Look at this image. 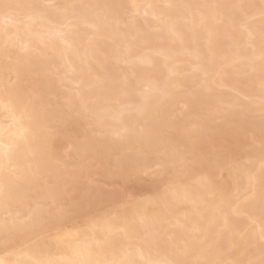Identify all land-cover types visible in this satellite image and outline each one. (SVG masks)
I'll return each mask as SVG.
<instances>
[{"label":"snow or ice","instance_id":"1","mask_svg":"<svg viewBox=\"0 0 264 264\" xmlns=\"http://www.w3.org/2000/svg\"><path fill=\"white\" fill-rule=\"evenodd\" d=\"M141 17L155 28L140 30ZM0 57V108L12 120L0 128V240L28 242L37 252L42 241H71L60 261L25 264H264V0H0ZM159 57L168 67L163 86ZM42 66L65 88L66 111L54 123L46 108H34L24 126L15 116L22 78ZM178 92L190 100L201 132L234 123L251 128L258 114V155L254 134L239 158L161 150L142 121L126 120L132 110L145 120L160 117ZM130 95L138 107L127 102ZM77 120L99 136L68 161L58 152L60 125ZM113 175L125 183L103 179ZM81 182L115 205L88 222L91 239L87 230L64 231L80 207L66 193ZM128 182L148 195L138 198ZM241 196L258 229L245 226L233 207ZM187 203L196 219L178 215ZM21 204L23 214L15 210ZM121 205L143 212L130 218Z\"/></svg>","mask_w":264,"mask_h":264},{"label":"rangeland","instance_id":"2","mask_svg":"<svg viewBox=\"0 0 264 264\" xmlns=\"http://www.w3.org/2000/svg\"><path fill=\"white\" fill-rule=\"evenodd\" d=\"M195 1L197 2V0ZM54 2H60V1L57 0ZM124 2H128V0ZM244 2H257L258 3L259 0H256V1L245 0ZM140 20L141 18L138 20L137 24L143 26L144 28H147L148 26L149 27L156 26L154 21L145 23L142 20L140 22ZM186 67H189L190 71L192 70L190 66H186ZM47 73L48 75L46 76H49L51 79H54V80L56 79L52 74H49L50 71H47ZM29 85L31 86L29 82L23 83V86L25 87H29ZM44 91H50V90L44 89ZM64 91H65L64 87H59V88L57 87V89L54 90L53 92H43V94L41 92V95H40L41 96L40 98L44 96L43 97L44 102L46 100L52 102L51 104L52 106L49 105L46 108H49L51 110L53 109L52 116H53L54 123H59L58 117L66 111V105L64 104V97H63ZM34 96L36 95L34 94ZM181 99L180 98L177 99V102H176L177 105L173 110V113H172L173 115H169L170 118H167L166 120L164 119L165 116L164 117L162 116L161 119H158V122H157L158 125L156 124L158 126L157 127L158 129L156 132H159V134L158 133L156 134L157 136H160L161 138V139L159 138L160 140L159 142L158 137H157V141H158L157 144L161 150H164V148L170 149L172 147V148H180V149H187V150L205 151V152L210 151L211 153L218 152L222 156H227L229 158H233V157L239 158L244 153L246 144L252 134L255 135L257 141L260 139L261 130H260V120H259L258 114L256 115L254 125L251 128H248L241 123H234V124L214 125L213 127L206 128L204 129L203 132H201L199 130L200 122L193 108L191 110V108L188 107V104L186 105L185 103H183L184 99L183 100ZM45 105H47V103H45ZM175 120H180L182 122L181 123L182 126H179L180 129L177 126L174 127L172 125ZM60 127L63 129V132L58 142V152L61 156H63L65 160H68V161L76 160L79 158L78 147L76 146H79L81 143H83L86 138H93L94 136L98 137V134L93 132V128L91 129L90 124L84 120H82L81 122L80 120L69 121V122H66V124L65 123L61 124ZM189 130L194 131L195 133L198 132V134L196 133L198 136ZM184 131L186 133H184ZM190 132L192 133V135L190 134ZM83 136L86 138H83ZM258 144L259 143L257 142V152L255 153V155H258ZM244 158L247 159V156H244ZM104 163L106 164L107 161L104 160ZM94 172H95V169H94ZM103 179L106 182H108L110 185L125 183L118 176H103ZM87 188L88 187L86 185V182H81V186L77 190L73 189L72 191H69L68 193H66L67 198L69 199L75 198V200L79 203L80 207L78 211L75 213L74 218L68 220L65 225L85 229L86 227H88L87 222H89L90 219H92L93 217H98L102 215L104 212L108 211L109 209H112L115 207L112 201L107 198H97V197L92 196L90 194L91 193L90 188L89 189ZM128 188L130 192H136L138 198L141 196L148 195L146 191L141 189L138 182H136L135 184H133L132 182H128ZM69 193H72V194H69ZM87 194H89V196ZM241 198L244 199L243 196H241L236 202L237 203L238 201L240 202L242 200ZM124 207L125 206L121 205L119 210H121ZM244 222H246V220H244ZM3 245L5 244H0L1 251L3 249L4 251H6L9 248L10 249L16 248L19 244L16 246H8V247H6V245L3 247Z\"/></svg>","mask_w":264,"mask_h":264},{"label":"bare ground","instance_id":"3","mask_svg":"<svg viewBox=\"0 0 264 264\" xmlns=\"http://www.w3.org/2000/svg\"><path fill=\"white\" fill-rule=\"evenodd\" d=\"M57 1V0H54ZM60 2H62V0H59ZM127 1V0H124ZM245 1V0H244ZM251 1H256V0H251ZM128 2H136V3H161V2H169V0H128ZM176 2H183V0H176ZM191 2H196L195 0H191ZM141 20L145 23H149L152 20L149 18L148 20H145L143 17H141ZM140 20V22H141ZM141 24V23H140ZM144 25V24H143ZM137 27L140 30H145V29H153L155 27H147L144 28L141 25L137 24ZM117 39H122L123 38V33H120L117 35L116 37ZM111 45H109V50L111 51ZM188 61H185V71H189L190 69L189 67ZM46 70V71H45ZM118 70V69H115ZM47 71H50L49 74H51V70L48 69V67L46 66H42L41 69L39 70V72L37 73H27L23 76L22 78V92H21V101L18 103L17 105V110L15 112V116L17 117V119L21 120L24 126H28V117L26 115V113H30L35 109H40V108H46L49 105L52 106V102L51 101H43V97L40 98L41 96V92L43 94V92H53L54 90L57 89V87H63L60 83V81L58 79H51L48 75ZM46 72V73H45ZM3 76V58L0 57V78H2ZM168 77V67L166 66V61L163 57H159L157 59V72H156V80L159 82V84L161 86H163V84L165 83V81L167 80ZM29 80V81H27ZM29 82L31 84V86L29 85V87H25L23 86V83H27ZM43 89V90H42ZM44 89L46 90H50V91H44ZM34 94L36 96H34ZM49 94V93H48ZM45 95V94H44ZM257 100L256 103L258 104L259 100H258V89H257ZM64 97V96H63ZM46 98V97H45ZM178 98H182L181 100H183V103H185L186 105L188 104V107L193 108L190 100L188 99L186 94H182L180 92H178L172 101V104L170 105L169 109L164 111L160 117L156 118V119H152V120H145L144 118H142L139 114V112L132 110L130 112L129 115L126 116V120L130 123V125L132 126H136L138 122H143L144 127L146 128V130L150 131L152 133V135L158 140L160 138V136H157L156 133L159 134V132L157 131V122L158 119H161L162 116H165V120L167 118H170L169 115H173V110L177 105V99ZM31 101V102H29ZM179 101V100H178ZM127 102L130 105L133 106H137L138 107V97L134 96V95H130L127 99ZM45 103H47V105H45ZM185 105V106H186ZM187 107V106H186ZM49 112L50 115H52V111L53 109H49L46 108ZM55 112V111H54ZM258 112V109H257ZM168 116V117H167ZM53 117V116H52ZM172 117V116H171ZM173 119V118H172ZM171 119V120H172ZM59 121V120H58ZM82 120H80L81 122ZM161 121V120H160ZM183 121V120H182ZM12 122L11 117L8 113L4 112L2 108H0V128H7L8 125ZM164 122V121H163ZM172 122V121H171ZM182 122L180 120H175L173 122V126L174 127H178L182 126L181 124ZM66 124V123H65ZM79 124V122H78ZM157 124V125H156ZM160 125V123H159ZM91 126V125H90ZM196 126V125H194ZM172 127V126H171ZM191 128V127H190ZM194 128V127H193ZM192 128V129H193ZM230 128V127H229ZM92 129V127H91ZM180 129V128H179ZM183 129V128H182ZM189 129V128H188ZM218 129V128H216ZM17 129H13V131H16ZM86 130V129H85ZM194 130V129H193ZM215 130V129H214ZM222 130V129H221ZM176 131V130H175ZM183 131V130H182ZM181 131V132H182ZM186 131V130H185ZM184 131V133H186ZM191 131V130H189ZM196 131V130H195ZM88 132V131H86ZM92 132V130H91ZM94 132V131H93ZM192 133H195L194 131H191ZM190 132V134L192 135V133ZM231 132V131H230ZM183 133V132H182ZM188 133V131H187ZM198 134V132H196ZM195 133V134H196ZM181 134V133H180ZM194 134V135H195ZM196 134V135H197ZM96 135V134H95ZM193 135V136H194ZM195 135V136H196ZM222 135V134H221ZM227 135V134H226ZM253 135V134H252ZM251 135V136H252ZM99 136V134H98ZM186 136V134H185ZM198 136V135H197ZM220 136V135H219ZM188 137V136H187ZM191 137V136H190ZM231 137V136H230ZM83 138H86L83 136ZM180 138V137H179ZM197 138V137H196ZM89 138H86V140H88ZM161 139V138H160ZM9 138L7 136H5L3 143H8ZM163 140V139H162ZM176 140V139H175ZM257 141V140H256ZM83 142V141H82ZM160 142V140H159ZM259 143V140L257 141ZM256 142V143H257ZM101 145L106 146L107 145V141L105 140H101L100 141ZM158 143V141H157ZM160 145V144H159ZM259 145V144H258ZM80 146V145H79ZM79 146H76L79 148ZM172 148V147H171ZM165 149V148H164ZM167 149V148H166ZM6 149H2L0 148V151H3ZM79 156V155H78ZM114 176V175H113ZM124 182V181H123ZM39 188V186H38ZM86 188V187H84ZM89 189V188H87ZM77 190V189H76ZM75 190V191H76ZM84 190V189H83ZM91 192V191H90ZM89 193V191H88ZM72 194V193H69ZM83 194V193H82ZM91 194V193H90ZM44 195V191L43 190H39L36 192V196L37 198H42ZM89 196V194H87ZM69 196V195H68ZM82 196V195H81ZM85 196V195H84ZM83 197V196H82ZM87 197V196H86ZM82 199V198H81ZM242 199V198H241ZM85 200V199H84ZM112 204V203H111ZM233 207H235L237 209V214L239 216V218L241 219V221L245 224V226H251L253 228H259L260 226V221L258 218H255V223L252 224L251 221L248 219L249 216L252 214L253 211V206L250 203H246L244 201V199H242L240 202L238 201L235 202V204L233 205ZM16 211H19L21 214L25 213L27 211V205L26 204H21L18 208L15 209ZM120 212L124 215H127L128 217H133L136 216L137 219H139V216L137 215L138 212H143V208L137 209V207L135 205H129L127 207H124L120 210ZM185 212H187L190 216H192L193 219H196L195 213H196V207L194 204L192 203H187L184 206H182L180 212L178 213V215L183 216L185 214ZM91 220V219H90ZM244 220H246V222H244ZM88 227H86L85 229H81L79 227H74V226H67L64 225V231L66 232H72V233H76L78 230H87L88 231V238L91 239V235H92V230H91V226L89 225V223L87 222ZM120 238L118 237L117 240H119ZM71 241H65L61 244H57L54 241L48 240L47 243H44L43 241L41 242V251L37 252L35 250L34 246H30V244L28 242H25L24 244H19L16 248H12V249H8L6 251H4V249L1 251L0 250V262H2V264H25L26 261L29 260H34L37 258H41V259H51L54 261H60L63 256H64V252L68 247V244ZM0 244H4L3 240H0ZM5 245H3L4 247ZM8 247V246H6ZM21 249H23V251H21Z\"/></svg>","mask_w":264,"mask_h":264}]
</instances>
